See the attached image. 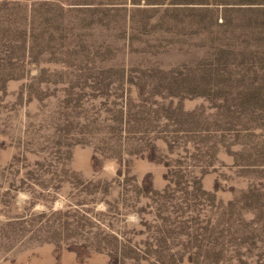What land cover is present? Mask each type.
Wrapping results in <instances>:
<instances>
[{
	"label": "rangeland",
	"instance_id": "374dc122",
	"mask_svg": "<svg viewBox=\"0 0 264 264\" xmlns=\"http://www.w3.org/2000/svg\"><path fill=\"white\" fill-rule=\"evenodd\" d=\"M0 264H264V0H0Z\"/></svg>",
	"mask_w": 264,
	"mask_h": 264
}]
</instances>
